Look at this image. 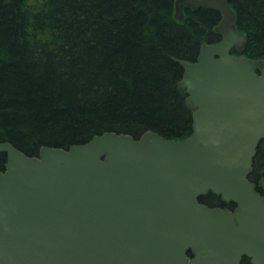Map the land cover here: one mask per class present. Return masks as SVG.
I'll list each match as a JSON object with an SVG mask.
<instances>
[{
  "label": "water",
  "instance_id": "water-1",
  "mask_svg": "<svg viewBox=\"0 0 264 264\" xmlns=\"http://www.w3.org/2000/svg\"><path fill=\"white\" fill-rule=\"evenodd\" d=\"M184 6L222 14L221 39L178 60L192 133L104 132L32 156L0 142V264H264V174L249 178L264 139V58L231 53L246 35L229 0H177L178 18ZM209 192L234 209L201 203Z\"/></svg>",
  "mask_w": 264,
  "mask_h": 264
},
{
  "label": "trees",
  "instance_id": "trees-1",
  "mask_svg": "<svg viewBox=\"0 0 264 264\" xmlns=\"http://www.w3.org/2000/svg\"><path fill=\"white\" fill-rule=\"evenodd\" d=\"M176 2L0 0V142L32 156L105 131L190 135L194 110L177 60L194 61L204 43L221 39L222 14L186 6L178 19ZM229 2L247 39L232 53L264 58V0ZM6 162L0 152V169ZM263 174L264 140L249 178L259 183ZM200 201L234 206L213 192Z\"/></svg>",
  "mask_w": 264,
  "mask_h": 264
},
{
  "label": "bare ground",
  "instance_id": "bare-ground-1",
  "mask_svg": "<svg viewBox=\"0 0 264 264\" xmlns=\"http://www.w3.org/2000/svg\"><path fill=\"white\" fill-rule=\"evenodd\" d=\"M210 43H212V42H210ZM204 44H206V43H204ZM204 44H203V45H204ZM203 45H202V46H203ZM202 46H201V48H202ZM201 48H200V50H201ZM199 52H200V51H199ZM198 55H199V54H198ZM197 57H198V56H197ZM196 59H197V58H196ZM196 59H195V60H196ZM178 60H179V59H178ZM178 60H177V61H178ZM184 60H185V59H184ZM195 60H194V61H195ZM181 66H182V65H181ZM187 98H188V97H187ZM193 122H194V121H193ZM192 130H193V127H192ZM147 131H149V130H147ZM105 132H116V131H105ZM145 132H146V131H145ZM116 133H119V132H116ZM121 133L131 135V136H133L135 139H139V138L142 136V134H141L138 138H136L134 135H132V134H130V133H125V132H121ZM96 135H98V134H96ZM94 136H95V135H94ZM263 140H264V139H263ZM263 140H262V141H263ZM88 141H89V140H88ZM262 141H261V142H262ZM261 142H260V143H261ZM254 159H255V158H254ZM5 164H6V163H5ZM4 168H5V166H4ZM205 195H206V194H205ZM202 196H203V195H202ZM200 197H201V196H200ZM199 200H200V198H199ZM200 202H201V201H200ZM201 203H202V202H201ZM204 204H205V203H204ZM207 205H208V204H207ZM208 206H209V205H208ZM210 207H215V206H210Z\"/></svg>",
  "mask_w": 264,
  "mask_h": 264
},
{
  "label": "flooded vegetation",
  "instance_id": "flooded-vegetation-1",
  "mask_svg": "<svg viewBox=\"0 0 264 264\" xmlns=\"http://www.w3.org/2000/svg\"><path fill=\"white\" fill-rule=\"evenodd\" d=\"M218 42V41H217ZM232 209V208H231Z\"/></svg>",
  "mask_w": 264,
  "mask_h": 264
}]
</instances>
